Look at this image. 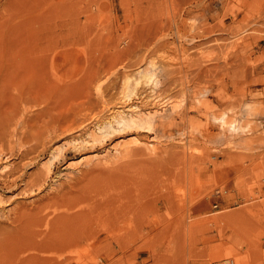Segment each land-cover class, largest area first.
Masks as SVG:
<instances>
[{"label":"rangeland","instance_id":"obj_1","mask_svg":"<svg viewBox=\"0 0 264 264\" xmlns=\"http://www.w3.org/2000/svg\"><path fill=\"white\" fill-rule=\"evenodd\" d=\"M9 119L1 165L53 170L0 219L65 211L1 230L0 264H264V0H0Z\"/></svg>","mask_w":264,"mask_h":264},{"label":"bare ground","instance_id":"obj_2","mask_svg":"<svg viewBox=\"0 0 264 264\" xmlns=\"http://www.w3.org/2000/svg\"><path fill=\"white\" fill-rule=\"evenodd\" d=\"M99 80H101V79H98V82L96 83V88L100 89L101 83L103 81L102 80L99 81ZM97 91H99V90H97ZM28 101H29V99H28ZM22 104L23 103L21 102L20 105H22ZM20 105H18V107ZM132 107H136V105L131 106V104H130V105H128L127 109L132 108ZM22 110H24V109H22ZM15 111H19V108H17ZM14 114H15V112H14ZM22 114L25 115L26 113H22ZM51 114H52V118H49L51 120L50 121L48 120V123H46V124H48V128H50V130H48V133L50 131H52V133H54V135H55V134H58L59 132H63L65 130L72 128L73 124H72L71 120L68 118L69 116L67 115L69 113H67L66 115H64V114L60 115V113H59V115H54L53 113H51ZM29 116H27V117H29ZM49 117H51V116H49ZM25 118H26V116H25ZM25 118H24V121L25 120L28 121V119H25ZM139 118H143V116L127 115V114H125V110L123 107H116L115 109H112L110 111V114L108 117H106L102 120L98 119V120H96V122L100 127L102 125L103 126L109 125V127H110L113 125L114 122L119 123V125L120 124H126V123L132 124L133 122H135ZM14 120H12V121L16 123V121H14ZM12 121H11V119H9L5 125L0 126V159H2V157H3L2 155H3L5 147H6L5 144L9 143V145H10L11 141L13 140L12 136L14 134V131L12 128V126H13ZM106 133H108V132H106ZM106 133H104V134H106ZM23 135H24V132L21 131V132L17 133V138L19 140H23V138H24ZM54 135H50V133H49L50 140H51V137L54 138ZM46 143H47L46 140L42 141L43 147H46ZM8 149H11V150L14 149L13 144H11L10 148H8ZM31 149H32L31 147H25L21 150H18L17 152H12L11 150H9V151L11 153L18 154V156H20V157H26V156H28ZM59 150H62V149H59ZM34 159L35 158H32V156H31V157H29V160L23 161L22 163L18 162V163L13 164V165L8 164V163H4L3 165H1V162H0V190L2 191V192H0V201H3L5 199V197H4L5 195H3V194L6 191L8 193H12L14 195L16 193H18V194L19 193H30L34 190L42 189V186L44 185V183L46 181V177L48 176V173L53 170V165L50 162L45 163L44 169L40 168L39 170L26 175V168L35 163ZM25 175H26V177H25ZM20 180L23 182H21ZM19 181L21 183H19ZM20 184H22V185H20ZM70 186H71V184H67V187H64V190ZM53 205H55V206L48 208L45 211H41V209H42L41 208L40 210H38L34 214L23 212L17 218L7 217L6 220L0 219V231L11 229L10 224H18L22 229H24L25 231H29L30 233L31 232H34V233L45 232L49 229L50 225L58 217V215L60 213H62L63 211H65V209H63L60 206V204H53ZM4 223H7V224H4ZM30 247H34V246H30ZM35 256H36V254H35V252H33L31 255H29V259H34Z\"/></svg>","mask_w":264,"mask_h":264}]
</instances>
